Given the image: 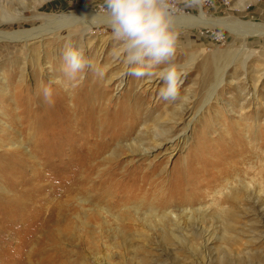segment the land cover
<instances>
[{
    "label": "rangeland",
    "instance_id": "obj_1",
    "mask_svg": "<svg viewBox=\"0 0 264 264\" xmlns=\"http://www.w3.org/2000/svg\"><path fill=\"white\" fill-rule=\"evenodd\" d=\"M201 1L202 8L198 0H171L177 47L151 77L125 74L108 25L69 36L57 31L28 47L0 37V264H25L30 249L21 241L32 233L45 264H264V237L252 238L264 230V0ZM102 3L0 0V32L41 27L72 11L99 12ZM66 45L82 48L91 62L83 80L67 90ZM169 64L183 73L175 100L159 95V73ZM61 99L80 111L63 112ZM46 114L54 115L53 122ZM42 126L58 132L44 137ZM157 126L170 131L163 142L185 135L172 154L143 156L126 146L144 139L152 145ZM13 141L21 147L13 148ZM67 144L66 157H75L69 170L65 160L46 166L42 153ZM55 178L66 181L54 193ZM236 192L238 201L229 197ZM117 196L124 201L116 202ZM40 208L57 222L41 233L31 230ZM164 210L181 216L161 223ZM208 234L215 238L205 245ZM38 259L26 264H41Z\"/></svg>",
    "mask_w": 264,
    "mask_h": 264
},
{
    "label": "clouds",
    "instance_id": "obj_2",
    "mask_svg": "<svg viewBox=\"0 0 264 264\" xmlns=\"http://www.w3.org/2000/svg\"><path fill=\"white\" fill-rule=\"evenodd\" d=\"M172 10L171 0H103L98 11L106 18L111 38L119 42L116 55L123 57L126 75L151 77L154 68L174 55L178 33L172 25ZM62 55L67 90L69 84L74 88L83 80L91 62L82 48L71 45L65 46ZM182 74L171 64L160 71L162 99L175 100L179 96ZM44 95L51 96L50 87L44 88Z\"/></svg>",
    "mask_w": 264,
    "mask_h": 264
},
{
    "label": "bare ground",
    "instance_id": "obj_3",
    "mask_svg": "<svg viewBox=\"0 0 264 264\" xmlns=\"http://www.w3.org/2000/svg\"><path fill=\"white\" fill-rule=\"evenodd\" d=\"M22 2H24V1H22ZM198 2L200 3V5H201V8H202V1L201 0H198ZM97 13V14H96ZM96 14V15H95ZM95 15V16H94ZM185 18V17H184ZM184 18H180L181 20H178L180 23H181V21L183 22V20H184ZM173 19V18H172ZM177 20H173V21H175V22H177ZM179 22H177V23H179ZM184 22H186V21H184ZM193 23V22H192ZM102 24H104V25H108V23H107V21H106V18L103 16V14L102 13H99V12H97V11H94V10H92V9H87V10H85V9H83V10H78V11H72V12H70V13H65V14H60V15H57L56 17H55V19L54 20H51V21H49L46 25H44V26H42L41 25V27H36V28H32V29H24V30H16V31H14V32H0V37H4V38H7V39H9V40H15V41H25L26 42V46L28 47V44L31 42L32 44L34 43V42H36V41H38L39 43L40 42H42V41H44L45 40V37H47V36H45V35H48V34H51V33H53V34H55V32H60V34L61 35H70L71 33H73V32H75V31H78V29H82L81 30V32L82 33H84V32H87L89 29H91L93 26H100V25H102ZM235 29L237 28V27H234ZM233 28V29H234ZM257 29L259 28L260 29V27L259 26H257L256 27ZM235 29H234V31H235ZM237 30V29H236ZM252 31V30H251ZM250 32V31H249ZM258 33L259 31H257V30H255V33ZM261 32V31H260ZM2 35V36H1ZM71 37V36H70ZM30 45V44H29ZM91 46V45H90ZM117 46V45H116ZM24 48H25V46H23ZM30 48V47H29ZM91 48V47H90ZM113 48H115V47H113ZM119 48V47H118ZM26 49V48H25ZM28 50V49H27ZM30 50V49H29ZM117 50V49H116ZM37 57V56H36ZM36 59V58H35ZM34 60V59H33ZM39 60V59H38ZM41 61V60H40ZM37 62H39V61H37ZM42 62V61H41ZM12 63V62H11ZM36 64V63H35ZM39 64V63H38ZM39 67V66H38ZM2 73V72H1ZM46 73V72H45ZM122 77H123V75H122ZM23 78V77H22ZM123 80V78L121 79V81ZM121 83V82H120ZM120 83H119V85H120ZM44 84H45V82H44ZM43 86H45V85H43ZM27 95H29V94H27ZM15 98V97H14ZM29 98V97H28ZM30 99L31 98H29V102H30ZM39 99V98H38ZM43 99V98H42ZM62 100V99H61ZM77 100V99H76ZM35 103L36 102H38L37 100L36 101H34ZM84 102V101H83ZM82 102V103H83ZM30 103H32V102H30ZM81 103V102H80ZM42 104V103H41ZM59 104H60V106H62V108H63V112L65 111V112H70L71 111V108L73 109V110H77L78 109V107L77 106H75L74 104H71L69 107L70 108H68V106H66V104H65V102H63V100L62 101H60L59 102ZM31 106V105H30ZM50 106V105H49ZM81 106H83V105H81ZM90 106V105H89ZM51 107H52V105H51ZM54 107V106H53ZM55 107H57V103H56V106ZM33 108V107H32ZM47 109L49 108L48 106L46 107ZM88 108V107H87ZM86 108V109H87ZM184 109V108H183ZM46 110V109H45ZM79 110V109H78ZM88 110V109H87ZM29 111V110H28ZM49 111V110H48ZM61 111V112H62ZM80 111V110H79ZM78 111V112H79ZM92 111V110H91ZM33 112V111H32ZM49 112H51V111H49ZM48 113V112H47ZM33 114V113H32ZM66 114V113H65ZM64 114V115H65ZM69 114V113H68ZM80 114V113H79ZM47 115V114H46ZM60 115V114H59ZM74 115V114H73ZM38 116H40V115H38ZM47 117L48 118H50L51 117V115L50 114H48L47 115ZM89 117V116H88ZM94 117V116H93ZM92 117V118H93ZM169 117V116H168ZM172 117L173 118H175L174 117V114L172 115ZM178 117V116H177ZM19 118V117H18ZM47 118V119H48ZM53 118H54V115L51 117V119L49 120V123L50 122H53ZM55 118H56V116H55ZM178 118H180V117H178ZM177 118V119H178ZM40 119V121H41V123H46V122H48L47 120H46V118L44 117V118H39ZM81 119H82V117H81ZM170 119H172V118H167L166 119V121L168 120H170ZM58 120V119H57ZM85 120V119H84ZM88 120V119H87ZM32 121V120H31ZM90 121V120H89ZM35 122H37V121H35ZM34 122V123H35ZM79 122V121H78ZM162 122V121H161ZM177 122V121H176ZM32 123H33V121H32ZM31 123V124H32ZM38 123V122H37ZM56 123V122H55ZM66 123H68V124H66V126H69L70 124H71V121L70 120H68ZM189 123V122H188ZM52 124V123H51ZM57 124V123H56ZM58 124H59V122H58ZM81 124V123H80ZM92 124V123H91ZM102 124V123H101ZM185 124V123H184ZM30 125V124H29ZM35 125H36V123H35ZM39 125V124H38ZM37 125V126H38ZM41 125V124H40ZM60 125V124H59ZM112 125V124H111ZM36 126V127H37ZM52 126V125H51ZM85 126H87V124L85 125ZM133 126V125H132ZM146 126V129H149V127L147 126V125H145ZM35 127V126H34ZM40 127V126H39ZM57 127H58V125H57ZM163 127V126H162ZM42 128H44L45 129V131H43V135H44V137L46 136V135H51V134H53V133H57L58 131H55V130H53V129H50V127H43L42 126ZM54 128V127H53ZM62 128V127H61ZM63 128H65L64 126H63ZM80 128V127H79ZM125 128V127H124ZM153 128V127H152ZM43 129V130H44ZM59 129H60V127H59ZM70 129V128H69ZM77 129V128H76ZM75 129V130H76ZM90 129V128H89ZM132 129H134V127L132 128ZM188 129V128H187ZM65 130H67V129H65ZM73 130V129H72ZM125 130H126V128H125ZM35 131V130H34ZM38 131H39V129H38ZM68 131V130H67ZM129 131H130V129H129ZM133 131V130H132ZM150 131V130H149ZM73 132V131H72ZM72 132H69V133H72ZM145 132V131H144ZM152 132H153V134H154V136H151V141H152V145L150 144V145H148V144H146L144 141H145V139H144V141H137V142H135L134 144H126V146L128 147V148H130V150H132L131 148H133V147H136L137 149H136V151H139V153L140 154H142L143 156H145V155H149L150 153H152L153 151H156V150H160L159 152L160 153H166V152H168V151H170V153L169 154H172V152H173V150H172V146H173V144L175 143L176 144V142L179 144V143H182L183 141H184V139H185V135L183 134V133H178V134H176L174 137H172V138H170L171 140L169 141V142H163V140H161V137L162 136H164V135H167V134H169V129H161L160 127L158 128V126L157 127H155L154 128V130H152ZM33 133V132H32ZM65 133H66V131H65ZM68 133V134H69ZM97 133V132H96ZM128 133V132H127ZM40 134H42V132H40ZM59 134V133H58ZM146 134H147V131H146ZM150 134V133H149ZM34 135V134H33ZM32 135V136H33ZM57 135V134H56ZM56 135L54 136V137H56ZM70 135V134H69ZM97 135V134H96ZM104 135V134H103ZM112 135V134H111ZM114 135V134H113ZM128 135H130V134H128ZM41 136V135H40ZM58 136V135H57ZM76 136V135H75ZM37 137H39V136H37ZM36 137V138H37ZM42 137V136H41ZM47 137V136H46ZM49 137V136H48ZM47 137V138H48ZM53 137V136H52ZM65 137H67V135H65ZM64 137V138H65ZM29 138H31V137H29ZM33 138V137H32ZM31 138V139H32ZM50 138V137H49ZM61 138H62V136H61ZM69 137H67V139H68ZM136 138H138V136L136 137ZM150 138V137H149ZM54 139V138H53ZM100 139V138H99ZM115 139V138H114ZM169 139V138H168ZM40 140L42 141V139L40 138ZM47 140V139H46ZM51 140V139H50ZM61 140H63V139H61ZM102 140V143L101 144H103V141L106 143V141L105 140H103V139H101ZM112 140V139H111ZM22 141V140H21ZM30 141V140H29ZM43 141H45L44 139H43ZM66 141V143H67V140H65ZM135 141V140H134ZM58 142V141H57ZM96 142V141H95ZM28 143V142H27ZM34 142L32 141V144H33ZM43 143V142H42ZM56 143V142H55ZM54 143V144H55ZM69 143V142H68ZM87 143V142H86ZM169 143H172V145L170 144L169 145ZM52 144H53V141H52ZM71 144V143H70ZM75 144V143H74ZM95 144H97V143H95ZM40 145H41V143H40ZM42 145H44V144H42ZM57 145V144H56ZM84 145V144H83ZM118 145V144H117ZM168 145V146H167ZM11 146H13V148H16V150H17V148L18 147H21L20 145H19V143H17V142H12V145ZM51 146V145H50ZM58 146V145H57ZM65 146H68V144L67 145H62V147H60V148H58V147H56V149H55V147H54V149H51L50 151L51 152H44V154L42 153V160H43V162L46 164V166H51V165H53L54 164V162L56 161V160H65L64 162H63V166L65 167V170L67 169V168H70V166H71V164H72V162L75 160V157H73V155H69L68 154V156L66 157V155L65 154H67V147L65 148ZM102 146V145H101ZM177 146V145H176ZM9 147V146H8ZM49 147V146H48ZM51 148H52V146H51ZM58 148V149H57ZM68 148H69V150H70V147L68 146ZM174 148V147H173ZM39 149V148H38ZM177 149V148H176ZM13 150V149H12ZM26 150V149H25ZM42 150H44V149H42ZM71 150H72V148H71ZM37 151V150H36ZM135 151V152H136ZM72 152V151H71ZM113 153H114V151H113ZM115 154V156H117V157H115L116 158V162H118V154H116V153H114ZM95 155V154H94ZM7 156V155H6ZM35 156V155H34ZM33 156V157H34ZM85 156H87V155H85ZM120 156V155H119ZM140 156V155H139ZM32 156H31V158H33ZM14 158V157H13ZM77 158V157H76ZM95 158V156H89V158H88V160L87 161H90L91 160V162H92V160ZM34 159V158H33ZM32 160V159H31ZM38 160V159H37ZM33 161V160H32ZM60 161V162H61ZM57 162V161H56ZM91 162H89V164H88V173H91L92 172V169H93V167H92V165H91ZM40 162L38 161V164H39ZM87 163V162H86ZM26 164V163H25ZM32 164V163H31ZM41 164V163H40ZM59 165V164H58ZM61 165V164H60ZM116 165V164H115ZM119 165V164H118ZM22 166V165H21ZM44 166V165H43ZM45 166V167H46ZM85 166V165H84ZM5 168L7 167L6 165L4 166ZM26 167V166H25ZM73 167V166H72ZM39 168V167H38ZM43 168V167H42ZM35 169H37V168H35ZM56 169V168H55ZM57 170H58V168H57ZM67 170H69V169H67ZM36 171H39V170H35V172ZM71 171V170H70ZM69 171V176L71 177L72 176V174L73 173H71ZM34 172V175L36 174ZM53 172V171H52ZM71 173V174H70ZM40 174V173H39ZM43 174V173H42ZM37 175V174H36ZM41 176V175H40ZM69 176H68V178H69ZM144 180V179H143ZM55 182H56V184H54L53 186H52V190L50 191V192H56V191H58V190H60V188H63L64 187V185H65V181L66 180H59V179H57V178H55V180H54ZM36 183V182H35ZM45 183V182H44ZM46 183H47V181H46ZM3 184V183H2ZM41 184V183H40ZM42 184H43V182H42ZM50 184H51V182H50ZM44 185V184H43ZM82 185H83V183H82ZM136 185V184H135ZM135 185H133V186H135ZM40 186V185H39ZM48 186V185H47ZM78 186V185H77ZM139 186V185H138ZM5 187V186H4ZM78 188H81V187H78ZM109 188V187H108ZM140 188H141V186H140ZM139 188V189H140ZM143 188V187H142ZM7 189V188H6ZM50 189V188H49ZM132 189H134L135 190V188L134 187H132ZM144 189V188H143ZM48 190V189H47ZM130 190H131V188H130ZM146 190V189H145ZM100 191V190H99ZM136 191V190H135ZM150 192V191H149ZM61 193V192H60ZM117 193V192H116ZM131 193H133V192H131ZM141 192H140V190H139V194H140ZM142 193H143V191H142ZM238 193L239 192H236L235 194H230L229 195V197H231V199H233V200H235V201H238L239 200V195H238ZM11 194V193H10ZM63 194H65V193H63ZM138 194V195H139ZM52 195V194H51ZM60 195V194H59ZM73 195H75V192H74V194ZM54 196V195H53ZM57 196V195H56ZM29 197V196H28ZM67 197H68V195H67ZM70 197H71V195H70ZM73 198V197H72ZM141 198V197H140ZM50 199V198H49ZM49 199L47 200V202H48V204H49ZM58 199V198H57ZM56 199V200H57ZM67 199V198H66ZM78 199V198H77ZM125 199V198H124ZM163 199V198H162ZM12 200H14V201H12V203L13 204H15V203H19V201L18 200H20L19 198H17V197H13L12 198ZM26 200H27V198H26ZM29 200V199H28ZM43 200H44V198H43ZM54 200V199H53ZM58 200H60V199H58ZM63 201V200H62ZM115 201L116 202H123L124 200H123V198L121 197V196H117V199H115ZM157 201H159V200H157ZM24 202H25V200H24ZM30 202V201H29ZM51 202V201H50ZM53 202V201H52ZM65 202V201H64ZM68 202H70V201H68ZM90 202V201H89ZM42 204V203H41ZM58 204V203H57ZM102 204V203H101ZM159 204V203H158ZM54 205V204H53ZM9 206V205H8ZM20 205H17V207H19ZM50 206V205H49ZM49 206H47L46 208H47V210H48V208H49ZM118 206V205H117ZM22 207H25L23 204H22ZM57 214L60 212L59 211V209H61L62 208V204L61 203H59L57 206ZM105 208V207H104ZM1 209V208H0ZM43 209V208H42ZM102 209V208H101ZM103 210V209H102ZM109 210V209H108ZM156 210H154V211H152V214L153 215H157V213L155 212ZM47 212V211H46ZM10 215H11V212H8ZM45 213V209L44 210H42L41 211V208H40V210H39V213H38V215L40 216V214H42L40 217H39V219H38V221L36 222V225L35 226H33L32 227V229L31 230H36L37 232H39V233H41V232H43L45 229L47 230V229H50V228H52V225H51V223H52V221H54L55 222V224L54 225H56L57 224V222H56V220H54L53 219V215H52V213L50 212V214H44ZM43 215H44V218L42 219V217H43ZM167 216H171L172 218H174V219H179L180 218V216H181V214L180 213H175V212H172V211H167V210H164V212L162 213V215L159 217V221H161V223H163V221L167 218ZM33 220V219H32ZM37 220V219H36ZM68 221V220H67ZM35 222V221H34ZM156 222L158 223V219L156 220ZM42 223H44V224H42ZM58 223L60 224L61 223V221H58ZM58 224V225H59ZM65 224V223H64ZM160 224V223H159ZM233 224V223H232ZM150 225V224H149ZM233 226V225H232ZM150 227H151V225H150ZM237 228V227H236ZM241 231V232H240ZM238 233H239V235H244V231L243 230H239L238 231ZM50 235V234H49ZM260 235H263V237H264V230H261L260 231V233H259V235H257L256 234V236H252V238L253 239H255V241L258 239L259 240V236ZM174 238H175V240H180V238L177 236V235H175V236H173ZM39 237L38 236H35L34 235V233H32L31 235H30V240H28V238L27 239H25L24 241H21V243L26 247V248H29L30 250H28V252H27V254H26V263H27V261H32V259H37V258H41V259H38V261L41 263V264H45V260H43V259H45V258H43V256L45 255V253L44 254H42L41 255V249H39L40 247H37L39 244H38V239ZM213 238H215V237H211V235L210 234H208L204 239H205V242H204V244L206 245V243H208V242H210V241H212L213 240ZM50 239V238H49ZM243 238H238L237 236L235 237V241L236 242H239L240 243V241L242 240ZM41 240V239H40ZM244 240V239H243ZM31 241V242H30ZM40 242V241H39ZM241 242H243V241H241ZM245 244V243H244ZM0 247H1V245H0ZM46 248V247H45ZM44 251V250H43ZM47 253V252H46ZM248 253V252H247ZM249 254V253H248ZM53 255V254H52ZM51 256V255H50ZM47 258H48V256H47ZM49 259H51L52 261L54 260V258H49ZM22 261H23V258H22ZM36 261V260H35ZM37 261V262H38ZM18 262V261H17ZM206 262V261H205ZM25 263V264H26ZM28 263H30V262H28ZM11 264H13V263H11Z\"/></svg>",
    "mask_w": 264,
    "mask_h": 264
}]
</instances>
